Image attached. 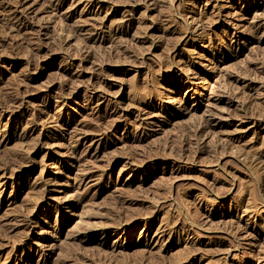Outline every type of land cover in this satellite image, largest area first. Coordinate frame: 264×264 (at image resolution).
I'll use <instances>...</instances> for the list:
<instances>
[{
	"label": "rangeland",
	"instance_id": "obj_1",
	"mask_svg": "<svg viewBox=\"0 0 264 264\" xmlns=\"http://www.w3.org/2000/svg\"><path fill=\"white\" fill-rule=\"evenodd\" d=\"M85 262L264 264V0H0V264Z\"/></svg>",
	"mask_w": 264,
	"mask_h": 264
},
{
	"label": "bare ground",
	"instance_id": "obj_2",
	"mask_svg": "<svg viewBox=\"0 0 264 264\" xmlns=\"http://www.w3.org/2000/svg\"><path fill=\"white\" fill-rule=\"evenodd\" d=\"M202 121H203V120H202ZM205 122H206V121H205ZM205 124H208V123H205ZM205 124L203 123V127H202V129L206 126ZM217 138H218V137H217ZM221 139H222V138H221ZM181 141H182V140H181ZM228 141H229V140H228ZM201 150H202V149H201ZM252 157H253V156H252ZM4 169H5V168H4ZM5 170H6V169H5ZM4 174H5V173H4ZM255 181H256V180H255ZM262 182H263V181H262ZM260 187H261V185H260ZM259 189H260V188H259ZM260 191H261V190H260ZM261 192H262V191H261ZM261 197H262V196H261ZM117 207H118V206H117ZM117 209H118V208H117ZM128 223H129V222H128ZM128 223H127V224H128ZM102 249H103V248H102ZM101 251H103V250H101ZM66 257H67V256H66ZM69 257H70V256H69ZM69 257H68V258H69ZM65 259H66V258H65ZM72 259H73V258H72ZM72 259L70 258L69 260H72ZM74 259L77 261L76 258H74ZM69 260H68V261H69ZM75 260H74V261H75ZM86 260H87V259H86ZM71 262H73V261H71ZM85 263H86V262H85ZM92 263H93V262H92ZM83 264H84V263H83ZM86 264H87V263H86ZM89 264H90V263H89ZM94 264H95V263H94ZM97 264H98V263H97ZM100 264H101V263H100Z\"/></svg>",
	"mask_w": 264,
	"mask_h": 264
}]
</instances>
